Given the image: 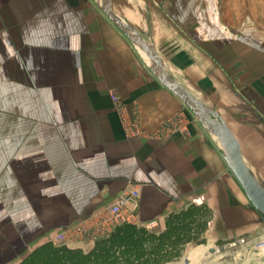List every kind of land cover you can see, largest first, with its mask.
I'll return each instance as SVG.
<instances>
[{
  "label": "crops",
  "instance_id": "0c3cea01",
  "mask_svg": "<svg viewBox=\"0 0 264 264\" xmlns=\"http://www.w3.org/2000/svg\"><path fill=\"white\" fill-rule=\"evenodd\" d=\"M110 5L153 45L173 79L230 128L264 189V0H110ZM50 7L58 16L49 17L47 46L73 80L59 103L66 111L58 119L60 143L32 157L17 151L22 194L17 206L59 211L42 220L19 214L17 224L1 216L0 264H19L56 230L104 211L132 188L140 194L135 224L156 235L166 230L171 214L191 204L209 211L200 219L206 221L201 245L264 233V219L236 178L219 135L163 85L151 60L102 13L97 0H59ZM199 196L202 204L194 202ZM37 221L50 226L39 231ZM27 222L33 225L26 229ZM30 232L34 239L51 237L28 243L24 237ZM95 241L74 235L67 245L89 252ZM193 244H185L182 254Z\"/></svg>",
  "mask_w": 264,
  "mask_h": 264
},
{
  "label": "rangeland",
  "instance_id": "374dc122",
  "mask_svg": "<svg viewBox=\"0 0 264 264\" xmlns=\"http://www.w3.org/2000/svg\"><path fill=\"white\" fill-rule=\"evenodd\" d=\"M56 5H59V0H0V217L7 214L13 224H17L19 214L42 220V217L54 216L59 211L55 206L44 205L18 209L17 202L22 194L16 181L19 149H24L26 155L31 152L32 157L33 151L49 150L51 144L60 143L58 119L64 118L66 111L59 103L65 99V86L70 85L73 79L64 76L65 71L59 69L62 63L55 62L53 52L47 46L49 17L54 19L58 16L49 13L54 8L50 6ZM27 199L26 196L25 203ZM102 213L80 217L69 223L67 228L72 231L79 229L87 218ZM26 224V229L33 225L32 222ZM35 224L40 227L39 231L50 226L49 221H37ZM50 233L45 239L51 237ZM33 234L30 232L25 236V241L35 240V244L45 240L34 239L31 237ZM200 246L208 248L207 254L196 264L264 263L263 258L252 255L250 260H244L240 255L242 252L231 253L224 248L225 244L206 243L187 246L182 256L169 264H185L184 259L189 258L191 250ZM217 248L220 252H215Z\"/></svg>",
  "mask_w": 264,
  "mask_h": 264
},
{
  "label": "trees",
  "instance_id": "16d2710c",
  "mask_svg": "<svg viewBox=\"0 0 264 264\" xmlns=\"http://www.w3.org/2000/svg\"><path fill=\"white\" fill-rule=\"evenodd\" d=\"M208 215L204 205L191 204L171 214L166 230L159 235L125 222L107 237L96 240L89 252L48 241L19 264H166L178 260L188 242L205 243L200 234L206 227V221L200 219Z\"/></svg>",
  "mask_w": 264,
  "mask_h": 264
},
{
  "label": "water",
  "instance_id": "95a60500",
  "mask_svg": "<svg viewBox=\"0 0 264 264\" xmlns=\"http://www.w3.org/2000/svg\"><path fill=\"white\" fill-rule=\"evenodd\" d=\"M97 5L102 13H104V15L129 39V41H131L136 48L151 60L153 70L157 73L163 85L177 95L204 125L214 130L219 136L223 137L228 142L233 153L231 168L244 188L248 199L264 219V189L254 181L251 171L244 161L241 145L234 133L229 127H227L222 119L216 114L208 111L173 79L153 45L141 37V35L130 24L124 21L112 10L110 0H97ZM212 252H214V250H212ZM184 263L189 264V259L185 258Z\"/></svg>",
  "mask_w": 264,
  "mask_h": 264
},
{
  "label": "built area",
  "instance_id": "2783aa9c",
  "mask_svg": "<svg viewBox=\"0 0 264 264\" xmlns=\"http://www.w3.org/2000/svg\"><path fill=\"white\" fill-rule=\"evenodd\" d=\"M114 102H118V97L114 93L111 94ZM196 204H202L204 197L199 196L194 199ZM140 208V194L136 189H129L122 192L117 201L106 208L101 215L87 218L79 229L72 231L64 228L58 231L51 239L58 245L68 244L70 236L91 237L98 240L110 235L114 229L125 222L137 223L138 211ZM224 248L229 252L237 254L239 252L244 260H250L253 257H261L264 259V233L251 236L240 237L225 244ZM215 252H220L217 248ZM250 256V257H249ZM264 264V263H261Z\"/></svg>",
  "mask_w": 264,
  "mask_h": 264
},
{
  "label": "bare ground",
  "instance_id": "6f19581e",
  "mask_svg": "<svg viewBox=\"0 0 264 264\" xmlns=\"http://www.w3.org/2000/svg\"><path fill=\"white\" fill-rule=\"evenodd\" d=\"M220 141L222 142V144L224 145L225 149L227 150V153L230 157V159L233 161V153L231 151L230 145L228 144V142L221 136H219ZM207 249L203 246L197 247L193 250H191V252L189 253V261H191V264H196V263H200L201 259L207 254ZM209 256V255H208Z\"/></svg>",
  "mask_w": 264,
  "mask_h": 264
}]
</instances>
